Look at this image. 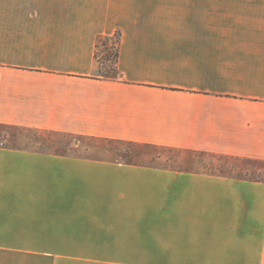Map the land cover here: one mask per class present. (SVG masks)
Returning <instances> with one entry per match:
<instances>
[{
	"label": "crops",
	"instance_id": "1",
	"mask_svg": "<svg viewBox=\"0 0 264 264\" xmlns=\"http://www.w3.org/2000/svg\"><path fill=\"white\" fill-rule=\"evenodd\" d=\"M4 134L0 264H264V0H0Z\"/></svg>",
	"mask_w": 264,
	"mask_h": 264
},
{
	"label": "rangeland",
	"instance_id": "2",
	"mask_svg": "<svg viewBox=\"0 0 264 264\" xmlns=\"http://www.w3.org/2000/svg\"><path fill=\"white\" fill-rule=\"evenodd\" d=\"M116 45V38L113 36L112 38L106 39L101 38L98 42V56L100 59V69L99 73L106 74L110 70L107 67L110 64V61L106 59V56L114 49V46ZM17 138L20 140H31L37 141L38 139H45L50 138L46 137L44 134H35V133H28V132H19ZM55 138V137H54ZM58 138V137H56ZM2 145H17V143H14L15 139L12 136H9L7 134H4L2 136ZM26 142V141H25ZM30 142V141H29ZM19 144V143H18ZM36 144V143H33ZM29 145V144H27ZM92 146V147H91ZM101 146V145H100ZM40 149L45 150H54L56 152H65L70 154H78V155H91V156H102V155H111L113 153L105 152L104 148H97L95 147L94 141L86 140V139H79L77 137H62L58 140V143L54 144H45L42 142V145H38ZM115 148H122L119 145H114ZM143 152H146V150H142ZM149 152V151H148ZM122 154L124 156L126 153L120 152L119 155ZM124 154V155H123ZM158 162L154 158L152 163ZM160 162L163 165L169 166L170 164L167 162H164V160H161ZM172 165V164H171ZM174 166V165H172ZM135 264H158L157 260H135Z\"/></svg>",
	"mask_w": 264,
	"mask_h": 264
},
{
	"label": "trees",
	"instance_id": "3",
	"mask_svg": "<svg viewBox=\"0 0 264 264\" xmlns=\"http://www.w3.org/2000/svg\"><path fill=\"white\" fill-rule=\"evenodd\" d=\"M113 36H115V38H116V45L114 46V49L106 56V59L110 61V64L107 66L110 71L106 74H102V73L98 72V74L101 77H105V78L116 77L119 73L118 55H119V44H120V40H121V32L118 30L113 35H108V36H105L103 38L109 39V38H112ZM97 50H98V45H97V49H96V60L98 63V71H99L100 59H99Z\"/></svg>",
	"mask_w": 264,
	"mask_h": 264
}]
</instances>
